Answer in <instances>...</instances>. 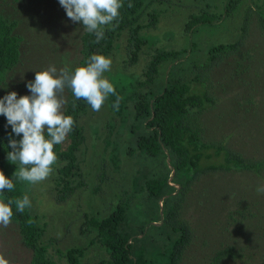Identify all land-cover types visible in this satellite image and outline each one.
Returning <instances> with one entry per match:
<instances>
[{
	"label": "trees",
	"instance_id": "trees-1",
	"mask_svg": "<svg viewBox=\"0 0 264 264\" xmlns=\"http://www.w3.org/2000/svg\"><path fill=\"white\" fill-rule=\"evenodd\" d=\"M168 2L122 0L118 19L105 26V38L99 43L95 42V35L86 32L79 23L83 33L81 60L77 67L84 66L93 54L109 57L118 49L124 33L129 65H137L146 49L152 51V58L142 75L118 72L109 80L116 94L109 95L106 102L119 120L120 131H126L132 140L127 145L122 144L123 148L115 141L107 142V148L117 143L110 151L109 159L115 170L120 171L123 156L138 157L141 168L133 181L131 194L138 202H132L131 197L127 202L119 200L109 217L102 219L89 215L81 226L82 234H95L96 239H92L91 245H100L107 251V258L95 264H182L195 239L194 229L183 215L184 203L195 183L209 174L247 172L261 175L264 171V159L245 157L232 149L225 139L208 140L205 137L203 118L217 104L212 73L240 52L245 37L235 43L211 45L200 59L195 58L199 47L197 41L191 48L159 47L169 34L160 40L151 36L148 30L156 29L160 21L161 11L155 7ZM241 2L226 0L220 14L207 11L192 14L186 24V35L196 40L201 29L210 28L240 11ZM254 15L264 34L263 3L246 11L244 36L248 34ZM17 30V21L0 14V86L21 59V39ZM188 71L193 74L192 78L186 75ZM65 90L64 115L73 118L74 126L68 134L67 148L63 149L62 143L54 146L57 162L51 174L57 204L66 203L87 185L78 154L86 141L81 117L91 107L81 99L76 100L74 108L75 97L70 89ZM117 96L120 98L118 106ZM6 125V118L0 115V170L12 179L18 165L7 160V152L11 151L8 147L11 127ZM112 126L115 128L116 124ZM12 138L21 139L22 134L16 137L12 133ZM13 183V190L5 189L0 200L7 202L8 199H22L24 195L31 197L35 184L19 180ZM98 190L96 188L94 192ZM12 208L11 223L17 226L24 246L32 252L31 264H56L49 252L53 242L45 240L46 222L33 215L30 208L23 213L18 212L14 204ZM86 251L87 248L76 247L65 253L60 251V254L67 264H81ZM241 259L237 249L226 247L216 251L208 264Z\"/></svg>",
	"mask_w": 264,
	"mask_h": 264
},
{
	"label": "rangeland",
	"instance_id": "rangeland-1",
	"mask_svg": "<svg viewBox=\"0 0 264 264\" xmlns=\"http://www.w3.org/2000/svg\"><path fill=\"white\" fill-rule=\"evenodd\" d=\"M225 1L169 0L168 4L155 7L161 11L160 21L156 29L148 32L160 40L169 34L159 47L191 48L197 41L195 58L198 59L211 45L235 43L245 37L240 52L212 73L217 104L203 118L205 137L225 139L245 157L263 160L264 34L254 15L244 36L243 20L246 11L262 5L264 0H242L240 11L210 28L201 29L196 40L186 35V24L192 14L203 11L220 14ZM0 14L17 21L21 39L20 62L0 86V99L13 91L18 93V98L31 95L26 84L34 81L35 71H44L49 66L58 70L78 66L83 29L79 22L73 23L67 17L59 0H0ZM124 34L118 49L108 57L112 64L104 77L109 80L118 72L142 75L152 58V51L146 49L137 65H129ZM186 75L193 76L189 71ZM64 97H67L66 90ZM62 111L64 113L65 105ZM81 123L86 141L78 157L82 161L86 187L66 203L57 204L50 173L44 181L35 184L30 197L32 214L47 224L45 240L53 242L49 252L56 264H67L60 251L65 253L76 247L87 248L81 264H95L107 258L104 248L91 245L95 234H82L81 226L89 215L109 217L119 200L127 202L131 197L132 202H138L131 195L133 181L141 168L138 157L123 156L120 171L115 170L109 159L113 146L119 143L121 147L132 140L126 131H120L119 120L106 100L99 111L89 109L81 117ZM109 141L117 143L107 148ZM68 143L67 136L62 142L63 149ZM261 184H264V171L261 175L209 174L195 183L183 210L194 229L195 239L182 264H208L216 251L226 247L237 249L242 259L223 264H264V194L256 191ZM96 188L99 190L94 192ZM31 260L32 252L24 246L17 226L13 223L8 227L0 226V264H31Z\"/></svg>",
	"mask_w": 264,
	"mask_h": 264
},
{
	"label": "clouds",
	"instance_id": "clouds-1",
	"mask_svg": "<svg viewBox=\"0 0 264 264\" xmlns=\"http://www.w3.org/2000/svg\"><path fill=\"white\" fill-rule=\"evenodd\" d=\"M59 4L73 23H81L99 43L105 38V26L118 19L122 0H59ZM111 64L110 58L93 54L74 71L49 66L44 71H35L34 81L27 82L31 95L18 98L13 91L0 99V115L6 118V127H11L7 160L18 165L12 179L0 170V195L5 189L13 190L14 180L36 184L49 176L57 162L54 146L64 142L74 126L73 118L62 111L67 103L65 89H70L75 97L74 108L76 100L83 99L92 110L99 111L108 96L116 94L114 85L104 77ZM119 99L117 96L116 106ZM12 133L16 137L22 134V138L13 139ZM256 191L264 194V184L258 185ZM13 204L20 213L31 208L28 195L7 202L0 200V226L8 227L12 222Z\"/></svg>",
	"mask_w": 264,
	"mask_h": 264
}]
</instances>
